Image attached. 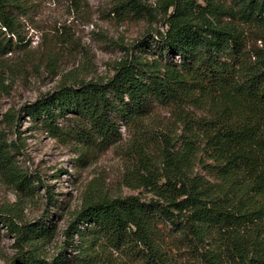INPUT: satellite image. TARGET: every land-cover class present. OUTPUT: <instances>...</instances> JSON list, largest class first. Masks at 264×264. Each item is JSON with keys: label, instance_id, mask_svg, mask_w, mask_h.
Here are the masks:
<instances>
[{"label": "trees", "instance_id": "obj_1", "mask_svg": "<svg viewBox=\"0 0 264 264\" xmlns=\"http://www.w3.org/2000/svg\"><path fill=\"white\" fill-rule=\"evenodd\" d=\"M27 1L0 0V64L23 42L13 11ZM197 1H169L165 31L140 49L150 59L126 56L105 81L60 84L2 116L0 175L18 191L33 194L39 183L8 139L24 113L52 137L73 139L82 163L119 139L121 121L145 172L137 185L151 193L89 199L72 212L62 235L81 245L70 260L65 241L51 259L40 254L55 234L45 215L17 223L0 213L17 248L6 264H264V0ZM112 11L145 8L118 0ZM155 104L171 110L178 133H161L152 164L143 135ZM66 115L74 125L59 127Z\"/></svg>", "mask_w": 264, "mask_h": 264}, {"label": "rangeland", "instance_id": "obj_2", "mask_svg": "<svg viewBox=\"0 0 264 264\" xmlns=\"http://www.w3.org/2000/svg\"><path fill=\"white\" fill-rule=\"evenodd\" d=\"M118 0H28L24 11H13L23 39L8 52L0 64V121L5 113L17 112L60 84L105 81L126 56L150 59L147 50L157 32L166 29L164 13L170 0H136L145 11L132 14L112 11ZM216 1V0H213ZM201 5L202 0H198ZM144 47V48H143ZM177 59V58H176ZM114 117L118 120L117 116ZM73 115L59 117V127L72 126ZM170 109L154 105L145 122L147 155L152 164L158 160L161 133H178ZM9 140H16L14 159L38 187L33 194L18 191L0 175V213L17 223L40 220L53 223L55 234L39 252L44 259L55 256L64 246L66 259H72L80 247L62 235L70 215L89 199L151 193L137 185V175H145L142 163L132 147L133 131L119 121L120 137L93 160L78 161L80 147L73 139L52 137L40 122L19 113ZM3 128L4 124H0ZM136 136V135H135ZM159 166V164H158ZM153 169V168H151ZM160 174V170L157 171ZM49 188L52 205L47 201ZM81 226H79L80 228ZM26 250V248H25ZM13 238L0 224V264L16 253Z\"/></svg>", "mask_w": 264, "mask_h": 264}]
</instances>
